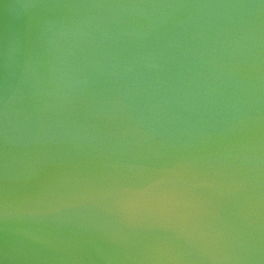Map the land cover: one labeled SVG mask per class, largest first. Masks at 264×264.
I'll return each mask as SVG.
<instances>
[{
  "label": "water",
  "instance_id": "95a60500",
  "mask_svg": "<svg viewBox=\"0 0 264 264\" xmlns=\"http://www.w3.org/2000/svg\"><path fill=\"white\" fill-rule=\"evenodd\" d=\"M0 264H264V0H0Z\"/></svg>",
  "mask_w": 264,
  "mask_h": 264
}]
</instances>
